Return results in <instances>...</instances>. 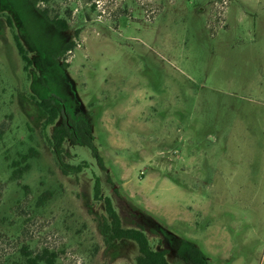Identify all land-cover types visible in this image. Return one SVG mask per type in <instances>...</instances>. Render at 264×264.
<instances>
[{"label":"rangeland","instance_id":"1","mask_svg":"<svg viewBox=\"0 0 264 264\" xmlns=\"http://www.w3.org/2000/svg\"><path fill=\"white\" fill-rule=\"evenodd\" d=\"M96 179L171 264H264V0H0V264H137Z\"/></svg>","mask_w":264,"mask_h":264},{"label":"trees","instance_id":"2","mask_svg":"<svg viewBox=\"0 0 264 264\" xmlns=\"http://www.w3.org/2000/svg\"><path fill=\"white\" fill-rule=\"evenodd\" d=\"M31 2L34 6H36L38 0H31ZM15 40L19 55L25 63V70L28 71L31 66V60L17 36L15 37ZM68 50L70 49L66 48V51ZM41 104V107L48 115L46 125H54L58 118L57 109L53 107L52 102L49 100H43ZM81 133L90 137V140L86 141L85 146L89 147L94 152L97 159H100L98 150L92 143L93 136H91V128L86 120L82 124L76 123L70 125L67 122L62 123L60 127L54 131L51 144L59 166L66 174L71 173L72 175H77L82 173L83 170L87 168L84 165L70 166L65 164L63 161L65 143L71 138L75 139ZM30 157L31 156L26 155L23 160L27 161ZM94 198L96 201L104 204L106 211L107 218L102 226V235L104 236L106 243L111 244L117 241L134 242L138 246L139 250V255L136 258L137 264H171L168 260V250H156L152 246L149 236L143 228L124 227L123 220L118 211L115 209L112 199L103 195L99 179H96L95 181ZM47 255H49V253L45 251L41 256L29 257L27 259V264H51V260L47 258ZM50 255L52 256L53 254ZM185 255L190 264H208V258L206 255L194 245H187ZM45 261H47V263H44Z\"/></svg>","mask_w":264,"mask_h":264},{"label":"flooded vegetation","instance_id":"3","mask_svg":"<svg viewBox=\"0 0 264 264\" xmlns=\"http://www.w3.org/2000/svg\"><path fill=\"white\" fill-rule=\"evenodd\" d=\"M28 1L32 4L31 0H28ZM39 1H40V0H38V3H39ZM38 3H37V4H38ZM32 5H33V4H32ZM33 6H34V5H33ZM36 6H37V5H36Z\"/></svg>","mask_w":264,"mask_h":264}]
</instances>
